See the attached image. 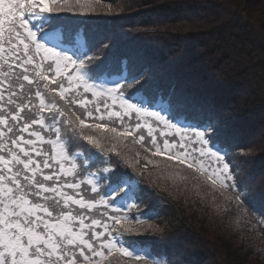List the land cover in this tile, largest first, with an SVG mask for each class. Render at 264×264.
<instances>
[{"label":"snow or ice","instance_id":"1","mask_svg":"<svg viewBox=\"0 0 264 264\" xmlns=\"http://www.w3.org/2000/svg\"><path fill=\"white\" fill-rule=\"evenodd\" d=\"M98 3L0 0V264H112L113 257L118 264H158L150 253L116 235L147 223L128 215L141 199L132 178L109 167L89 170L98 158L93 150L119 155L117 143L130 137L151 154L145 155L144 171L148 165L159 167L154 158L163 157L166 167L172 162L186 165L195 187L219 192L237 213L254 215L255 203L264 204V174L249 173L247 182L238 180L226 160L227 148L212 146L209 133L218 125L209 120L183 127L171 114L126 98L133 85L137 92L148 85L143 73L133 75L132 83L113 81L109 87L96 82L92 73L107 59L113 41L90 33L76 18L95 12ZM109 139L113 142L106 148ZM45 144L51 151L44 150ZM100 180L111 181L105 194ZM82 185L95 195H83ZM116 196L122 206L114 204ZM261 217L264 226V213ZM148 228L162 231L150 224Z\"/></svg>","mask_w":264,"mask_h":264},{"label":"trees","instance_id":"2","mask_svg":"<svg viewBox=\"0 0 264 264\" xmlns=\"http://www.w3.org/2000/svg\"><path fill=\"white\" fill-rule=\"evenodd\" d=\"M95 6L104 12L102 16L90 14L76 19L83 21L90 33L115 35L119 30L127 31V45L138 57L134 69L125 50L111 54L102 69L92 73L97 83L109 87L113 81L132 83L133 75L143 73L144 79L150 80L148 86L139 92L128 88L126 98L143 100L151 110L171 114L173 122L183 127H197L210 120L218 125L215 133H209L214 136L212 146L227 148L226 160L238 180L247 182L249 173L257 177L264 174V0H99ZM85 95L91 99L90 94ZM188 107L193 110L187 113ZM43 134L47 138L48 134ZM43 148L51 151L50 145ZM93 152L98 158L90 162V171L109 167L117 175L127 174L135 181L134 192L141 199L138 209L128 215L147 221L135 225L137 231L149 224L164 229L116 234L118 239L150 253V259L158 264H264L261 202L255 203L254 215H243L223 199L220 219L241 223L233 238L219 234L211 237L209 225L214 213L201 203L207 200L201 191L192 193L195 204L182 203L121 166L129 164L123 162L125 157L118 146L119 155ZM105 159L110 163L105 164ZM109 183L99 181L101 194H105ZM82 194L95 195L88 185H82ZM123 203L116 196L114 204ZM167 234L170 236L164 237Z\"/></svg>","mask_w":264,"mask_h":264},{"label":"rangeland","instance_id":"3","mask_svg":"<svg viewBox=\"0 0 264 264\" xmlns=\"http://www.w3.org/2000/svg\"><path fill=\"white\" fill-rule=\"evenodd\" d=\"M95 8H96V11L93 13H90V14H96L95 16H102L104 14V12L100 11L96 6H95ZM89 15H87V16H89ZM87 16L77 17V19H81V18L87 17ZM101 19H102V17H101ZM101 33H103V35H107L104 32H100V33L97 32L96 34L100 35ZM111 34L112 33L107 35L113 41L112 47H111V52L108 55V58L112 57L110 55L111 54L114 55L115 52H117L119 50H121V51L125 50L126 53L130 56L131 61L134 62L133 66L135 69V67H136L135 62H137L138 57L134 56V51L127 45L128 38H125V37H127V35H129V33L125 30H119L118 34L116 32L114 33L115 35H111ZM118 42H120V43L118 44ZM100 69H102V68H100ZM148 81L150 83L149 79H148ZM141 83H143V82H141ZM146 86H148V85H146ZM137 87H138L137 85H133V87L130 88V91L135 90ZM192 110L193 109L191 107H188L186 112L188 113ZM94 134H96L98 136L101 135V134H97V133H94ZM103 135L106 137L111 136V134H107V133H105ZM112 142L113 141H110V139L106 140L105 146L111 147ZM117 146H118L119 150L122 152L123 156L125 157L123 162L129 164V167H126L125 165H122V164H121V166L133 170L137 175H139L142 178L143 181H145L148 184H150V183L153 184L158 190L165 192L172 199H177L179 201L181 200L182 203H186L188 205H193L196 203V201L194 200V197H192V193L194 191L198 192V190L201 191L202 194L205 195L204 197L207 198V200L205 202H201V203H203L204 205L207 206V208L210 209V213H212V214L214 213L213 217L211 218V224L209 225L211 237L218 236V234H219V235L227 237V238H233L237 234V230L239 229V225L241 222L240 221H233V223H232L231 219H229V218H225L226 222H224L223 219H220L221 215L218 213H219L221 201H223V198L220 197L219 194L217 195L216 193H211V192H208L206 190H203L202 188L195 187L194 185L197 184V181L192 179L193 174H192L191 170L187 169L186 165L181 166V165H178L176 162H172V164H173L172 167H166L164 159L154 158V159L160 161L159 167H153V165H148V170L144 171L143 166L145 164H147V160L145 159V155L150 157L151 156L150 153L146 154L144 151L135 147L136 145H134V143L132 142L131 137L128 138L127 140H124L123 143H117ZM137 152H140L139 157L136 156ZM137 159L139 160V163H136ZM130 164H134L135 168L131 167ZM139 171H144L143 176L146 179L142 175L139 174ZM176 173H179V176H176L175 175ZM183 176H187L188 179L187 180H181L180 177H183ZM213 195H215L217 197V199L213 200L212 199ZM216 211H217V213H215ZM217 215H218V217L216 218ZM150 225H152V224H150ZM153 226L162 229V231H159V232H164V229L162 227L156 226V225H153ZM170 229H168V231H170ZM147 231H153V230L151 228H148V225L144 226L142 230H139V232H142V233H145ZM133 232L140 234L138 231H133ZM168 236H170V234L169 235L167 234L164 237L167 238ZM112 264H118L115 257L112 260ZM119 264H122V262H119Z\"/></svg>","mask_w":264,"mask_h":264}]
</instances>
